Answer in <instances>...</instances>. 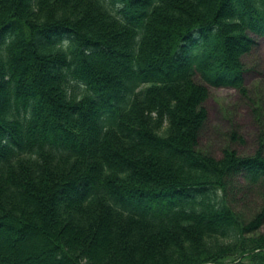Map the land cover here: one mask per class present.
Listing matches in <instances>:
<instances>
[{
  "label": "trees",
  "instance_id": "1",
  "mask_svg": "<svg viewBox=\"0 0 264 264\" xmlns=\"http://www.w3.org/2000/svg\"><path fill=\"white\" fill-rule=\"evenodd\" d=\"M264 0H0V264H264V156L196 149L244 92Z\"/></svg>",
  "mask_w": 264,
  "mask_h": 264
},
{
  "label": "rangeland",
  "instance_id": "2",
  "mask_svg": "<svg viewBox=\"0 0 264 264\" xmlns=\"http://www.w3.org/2000/svg\"><path fill=\"white\" fill-rule=\"evenodd\" d=\"M253 39L254 47L241 60L243 93L214 88L197 75L193 77L207 90L202 104L206 117L196 149L215 159L224 150L238 156H251L256 152L264 156V36H253ZM225 200L244 222H249L264 205V189L236 185L227 192ZM256 233L264 235V220Z\"/></svg>",
  "mask_w": 264,
  "mask_h": 264
}]
</instances>
